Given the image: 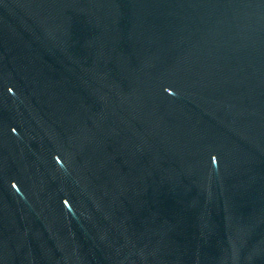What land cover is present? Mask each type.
Listing matches in <instances>:
<instances>
[{
    "label": "water",
    "instance_id": "water-1",
    "mask_svg": "<svg viewBox=\"0 0 264 264\" xmlns=\"http://www.w3.org/2000/svg\"><path fill=\"white\" fill-rule=\"evenodd\" d=\"M0 264H264V0H0Z\"/></svg>",
    "mask_w": 264,
    "mask_h": 264
}]
</instances>
